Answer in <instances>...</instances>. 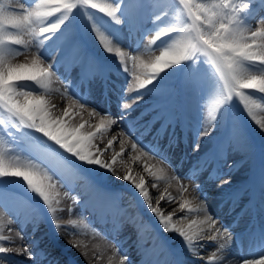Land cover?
<instances>
[{"label":"snow or ice","instance_id":"6c2138e0","mask_svg":"<svg viewBox=\"0 0 264 264\" xmlns=\"http://www.w3.org/2000/svg\"><path fill=\"white\" fill-rule=\"evenodd\" d=\"M175 3L176 7L173 11L176 15L186 13L190 22H184L182 26L168 24L156 30L147 44L143 45L146 50H153L156 41L164 37H170V42L158 48L159 55H156L154 60L144 63L140 56L130 55L129 51H123L114 45L109 37L92 22L89 9L102 13L116 24L121 22L117 16L119 5L113 4L110 0H32L30 4H26L23 0L19 3L18 10L10 7L8 0H0V110L7 113L6 117L0 114V127L13 139L16 138L13 137L12 132L8 131L9 125L16 131L24 128L39 134L42 138L39 143L42 145L44 159L69 181L84 178V175L88 174L84 172L85 167H96L111 173L118 180L131 183L145 202L147 209L157 218L162 229L168 233L176 232L186 249L196 259L204 261V264H221V262L223 264H257V261L250 259L241 261L227 258L231 233L209 213L207 205L198 200L195 195L198 184L190 192V195H193L195 207L188 208L190 202L185 198L179 204L177 212L185 213L186 209L189 213L202 212V219H192L185 213L182 219L186 226L182 224L174 227L172 225L174 214L165 215L160 206L152 204L143 178L134 177L130 169L127 174L118 173L114 165L120 153L113 155L110 160L103 158L107 155V148L98 147L95 143L97 136L103 135L112 125L122 122L126 123L127 130L122 127L119 133V136L123 137L120 141L121 153L130 143L134 153L159 156L155 154L159 151L158 148L140 143L142 138L151 131L150 123L147 126L139 124L140 117L136 120L128 119L134 106L141 101L142 97L123 99L120 103L121 114L116 118H113L110 113L102 114L74 99L73 95L69 94L68 83L53 70L54 61H45L39 54L45 42L59 32L73 10L79 8L88 18L99 45L105 52L114 53L116 58H119L118 61L125 72L130 71L127 67L129 61L132 62L134 69L137 67L143 69L142 72L133 73L132 81L128 82L125 88L126 97H130L133 92L147 89L160 73L187 61L195 63V59L203 57L204 62L214 69L213 76L218 77V80L214 78L212 82L211 104L207 107L202 131L197 137L193 151L199 149L201 138L209 136L211 125L216 122L221 106L226 105L233 98L238 99L246 115L261 132H264V118H258L257 114V109L264 111V104H261L253 95V93L264 94V16L255 19V23L259 24L258 27L254 26L255 23L247 26L242 23L240 15L249 8V0H205L201 3H194V0H175ZM33 4L34 7H32ZM260 8L264 10V0H261ZM57 13L58 19L55 22H49L48 18ZM172 34H175V38ZM32 48H35V51L31 52L30 63H13L17 55L23 54L21 49L30 51ZM73 49L76 51L62 58L63 66L66 72H70L77 66L81 67L80 82L85 83L97 75L99 69L92 60L85 59L77 47ZM56 53L59 54V49H56ZM58 82L63 83L64 93L71 100V105L77 114L83 110L88 111L90 117H98L99 123L94 126L95 131H82L85 127L83 123L71 126L65 119L70 115L68 107L63 109L61 116L52 114L51 110L57 106L46 104L44 93L52 91V86ZM28 84L33 88L26 90L25 85ZM203 111L205 112L204 105ZM232 136L237 140L243 139L241 130L236 124L233 126ZM116 139L113 137L108 140V147H111ZM16 141L19 142V139ZM3 143V139L0 138V179L22 180L28 192L38 197L45 206L57 233L77 235L74 229L80 227L83 220L80 218L63 220L60 215L64 211L71 215L76 214L72 207L67 210L59 207L58 190L63 187V181L45 164L28 156L9 154L2 147ZM220 158L222 153L206 157L200 161V168L196 171L205 169L211 159ZM163 161L164 159L159 156V162ZM228 167L231 170L233 165ZM211 178H216L215 170ZM172 179L179 182L180 179L188 178L174 175ZM230 183V179H224L217 187L222 188ZM180 191L183 193L189 189L182 185ZM64 196H68V192H64ZM7 197V193L0 192V201ZM237 198L236 191L227 192L221 206L229 200L234 206ZM164 200L165 197H161L158 204ZM168 202L171 203L172 198H168ZM75 203L79 205V197L75 198ZM84 206L103 216L109 207L108 198L103 196L90 198L84 201ZM12 207L17 209V214L23 212L24 224L31 223L34 232L37 223V219H33L34 210L26 207L21 201H13ZM229 210L231 211V207ZM9 211V207L0 205V254L16 253L31 260L33 252L28 245L21 243L16 247L7 246L14 243V237L11 235L13 232L15 236L20 237L21 241L24 240L23 232L12 227L15 222ZM83 227L87 228L88 225L83 224ZM5 229L10 233L9 235L4 234ZM261 238L264 239V234ZM199 241H211L215 244V250L207 258L199 254V248L203 247L198 244ZM72 246L79 248L82 245L74 242ZM107 248L112 250V255L108 257V264H131L127 256L119 254L118 245L111 244ZM82 254L87 255V251ZM36 255L40 261L46 260L47 264H53L49 254L37 252ZM259 258V264H264V255H260ZM95 259L97 264H100L102 257L95 255ZM0 264L4 262L0 261ZM145 264L148 262L145 261Z\"/></svg>","mask_w":264,"mask_h":264},{"label":"bare ground","instance_id":"6f19581e","mask_svg":"<svg viewBox=\"0 0 264 264\" xmlns=\"http://www.w3.org/2000/svg\"><path fill=\"white\" fill-rule=\"evenodd\" d=\"M131 0H110L113 4L119 5V11L117 13L118 18L120 19V23L116 24L108 17L103 16L102 13H98L96 10L89 9L88 11H91L92 16V22L95 23L98 28L104 32V34L109 37V39L112 41V43L118 47H120L123 51H129L130 55L134 56H140L141 60H143L144 63H150L152 60H154V57L156 55H159V49L160 47L164 46L166 43L170 42L168 41V38L170 40V37H164L161 40L156 41V43L153 45V50H146L143 45L147 44L148 39H150V36L154 34L156 30L159 28L165 27L168 24H174L177 26H182V17L177 16L176 13L173 11L174 8L172 6H168L164 2L165 0H156L157 6L163 7L161 11L157 13V15H161L159 19H155V17H158L156 15L154 16H148L146 15V12L143 13L144 18V26L141 33L138 34L136 31V26L133 24V13L138 12V6L146 5L145 0H135L138 3H134V0L130 2ZM252 0H249V8L248 10L250 13L252 12L253 15H255V19L258 18L256 12H261L260 6L257 8L254 7L251 4ZM10 3V7L18 10V5L20 2H23V0H8ZM26 4H30L32 0H24ZM160 2V3H159ZM135 5V8L132 7ZM34 7V4L32 5ZM124 8H129L128 14L121 16V11L125 10ZM253 10L255 12H253ZM136 13L134 14V18L136 21ZM164 13V15H162ZM71 14H74V18H76L77 25L75 32L77 33V30H83L85 31V37L89 39L92 43V48H94L98 52L101 51L103 53L104 61L106 62V68L107 71L111 72V75L108 77V90L110 92V97L107 99V103L100 102L104 99V95H102V92L99 90L98 86H93L89 88V93L91 97L88 98V96H79L78 93L75 91V86L77 85L76 81L77 78L80 75V72H76L78 69V66L73 68L70 72H66L65 68L63 67L62 58L65 55L71 54L72 52L76 51V49H73V47H77L79 53L86 59V52L82 49V45L80 42H77L75 37L71 36V29L73 26L69 25L68 22L65 23V25L61 28L59 32H57L55 35L52 36V38L45 42L43 48L40 51V55L45 61H54L52 68L56 72V74L62 79L65 80L68 83V87L70 88V95H73L74 99L79 100L80 102L86 104L87 106L94 108L101 112L102 114L110 113L113 115V118H116L117 115L121 114L120 110V103L123 99H128L135 96L142 97L141 101H139L133 108L132 114H137L138 109L143 110V114H146V111H150L154 114L156 111V107L162 106L163 104L167 103V101L163 100V102H158V104H154L153 101L158 97L156 94H161V91L163 90V86L167 83L169 78L172 76L173 73H175L178 69V66H174L172 68H169L165 70L164 72L160 73L157 79L153 82V84L149 85L147 89H142L136 92L131 93L130 97L125 96V88L128 84V82H131L133 79V73H139L142 72V68H133L132 62L129 61L127 64V67L129 68V73L125 72L123 68L120 65V62L118 61L119 58H116L115 54H109L103 50V48L99 45L97 42L94 33L91 30V25L86 16H84L83 10H80L79 8L74 9ZM70 14V15H71ZM59 14H54L52 17H49V22H55L56 19H58ZM264 16V12L263 15ZM105 17V19H102ZM165 20L162 25L159 27V23L162 20ZM244 23L247 19V17H243ZM255 21L252 24H254ZM248 25V24H247ZM246 25V26H247ZM256 27L259 26L258 23L254 24ZM113 26V28L116 30L115 32H111L109 30V27ZM150 30V32H149ZM136 31V34L134 32ZM134 34V37L132 38V35ZM143 34H145V37L143 38ZM173 38H175V34H172ZM84 36V35H83ZM71 44V49H67L68 44ZM56 49H59V54L56 53ZM35 48H32L30 51H24L21 49V52L23 54L17 55L15 59L13 60V63H30L31 62V52H34ZM59 62L62 63V66H59ZM94 62V61H93ZM204 86V85H203ZM205 86L211 87L208 83H205ZM26 90L32 89L33 86L28 84L25 85ZM53 90L44 93L45 103L48 105H56L57 107L55 109H52V114L56 116H61L63 114V109L65 107L69 108L70 115L69 117H65V119L68 121V123L71 126H78L79 124L83 123L85 125L84 129L82 131H95V125L99 123L98 117H90L88 114V111H79V114H77L76 110L71 105V100L67 98V96L64 93V85L62 82H58L55 85L52 86ZM93 90V91H91ZM211 87V91H212ZM42 91V90H41ZM211 93L210 92L207 95V100L205 102V112L200 111L197 113V115H194L193 117V123L192 129L194 131L193 134H191L192 144H190V149L193 151V148L195 147L197 137L199 136V133L202 131V125L204 121V115H206L207 107L211 104ZM155 95V96H153ZM259 102L261 103L260 99L257 98ZM194 101H196V98L194 97ZM153 103V104H152ZM262 104V103H261ZM155 106V107H154ZM182 108L181 105L174 104V108ZM222 107L218 110L217 113V119L218 115L222 113ZM141 114V113H140ZM258 118H264V111H261L257 109ZM131 116V115H130ZM128 117V119H131V117ZM249 123L252 124L254 127V130L258 132L261 136L264 137V132H261L259 127L255 125L254 122L248 117L247 120ZM91 125V127H90ZM126 123H118L115 125H112L111 128L104 132L103 135H98L96 138L95 143L100 148H107V155L104 156V159L110 160L113 155L116 153H120V156L117 157L116 164L114 167L117 169L118 173L120 175L127 174L128 170H131V174L136 177L137 179L143 178L145 180V187L147 191L150 193V199L154 206H160L163 214L167 215L168 213H173L174 217H179V213L177 210L179 209V204L182 202L183 199L187 198V200L190 202L188 204V208L195 207V202L193 201V195H190V192L192 191L191 186L189 185V182H185V180H179L177 182L176 180L172 179V176H178L176 170L178 167H173L172 169H167L166 164L163 162H159V156L153 157L151 155L144 156L139 153H134L131 150L130 143L125 146V151L121 153V143L120 141L123 139V137L119 136V133L122 129V127L127 130ZM213 124L211 125V130L209 136L203 137L200 140V147L198 150L194 151L195 156L200 153L202 150H207V148L213 143ZM113 137H116L117 139L114 141L113 145L111 147H108L107 141L112 139ZM235 145V144H234ZM186 148L188 149V145L186 144ZM189 150V149H188ZM17 153V152H16ZM157 155V154H156ZM24 157V156H23ZM131 157H135L134 159ZM188 159V158H187ZM187 159H181L182 162H185ZM42 163L45 164V166L49 167L53 170L54 174L63 181V187L60 188L59 191V199H60V205L59 207L61 209L67 210L68 208L72 207L75 210V215H71L67 213V211L61 212L60 215L63 220L68 219H77L80 218L83 220V224H86L85 217L82 214V211H84V201L88 200V198H95V197H107L108 200L112 199L111 190L116 189L119 185H124L127 187L128 193H131V197L127 199L126 202V209L125 212L128 213L129 208L132 204L135 206L137 205V201L141 204V207H143V213L146 214V218L148 219L146 223L149 224L151 219L157 218L147 209V206L145 202L142 200V198L139 196L138 191L134 188V186L131 183L124 182L122 180L116 179V177L112 176L111 173L106 172L102 169H98L96 167H88L89 170V177L85 178V180L78 179L77 181H69L67 180L61 172L53 168L52 164L47 162L45 159H41ZM163 169V171H161ZM232 169H225L222 170L220 175L221 176H231L233 182H237L238 178H236L235 174L232 173ZM155 185V187H153ZM186 186L189 191H187V194L184 195L185 192L181 193L180 188L181 186ZM64 192H68V196H64ZM18 193V192H17ZM14 194H10V196H14ZM214 194V193H213ZM213 194H210L209 197L206 196H200L202 195L201 192L195 193L197 195L198 200L202 201L207 205V209L209 213L216 218L218 215H220L219 211L216 208V203L218 200H215L212 196ZM217 196V195H216ZM80 198L79 205H76L75 198ZM161 197H165V200L158 204V201H160ZM168 198H172V202H168ZM182 198V200H181ZM7 199V198H5ZM8 201L5 202L4 200L0 201V205L9 207L10 211L9 214L12 215L14 219V224L12 227L16 230H20L23 232L24 240L21 241L20 237L15 236V232L11 233L14 237V243L7 245L16 247L19 246L21 243H24L25 245H28L30 248V251L33 253V258L37 259V255L35 254V250H33V242L38 243L39 246L43 244V242H50L49 239L50 236H53L54 238L58 239L61 242V244L64 245V248L66 250V255L68 258H74L77 259V264H97V261L95 259V255H100L102 257V260L100 261V264H108V257L112 255V250L110 248H107L108 245L116 244L119 245L121 240L118 242L116 241H110L106 240V238L99 233L96 232L95 228L93 226L88 225L87 228L83 227V224L74 229V231L77 233V235H59L56 231V227L54 225V222H52L50 215L48 214L46 208L43 210V213L41 214L39 212H35L33 214V219H37V223L35 225V231L33 232V226L32 224H24V214L23 212H19L17 214V210H11L14 209L12 207L11 200L7 199ZM16 200V199H14ZM27 207V206H26ZM185 213L190 216L192 219L200 220L203 217L202 212H188L187 209L185 210ZM41 214V215H40ZM185 215V214H183ZM123 225H125V229H127L128 233L130 231H133L134 225L136 226L135 222L131 219H123L122 220ZM185 225V221L182 219V216L178 218L177 221H175V226ZM146 238V241L153 242V237L151 235L153 234H146L147 231L145 228H139V234L141 233ZM4 234L9 235L10 233L7 231V229L4 230ZM74 242H79L82 246L77 248L73 247L72 244ZM203 245V247L199 248V253L203 251V249L207 246V244H204L203 242L200 244ZM46 244L44 245V247ZM86 246V247H84ZM119 249L121 250V246H119ZM184 250L188 251L186 247H184ZM87 251V255H84V253ZM189 252V251H188ZM35 254V255H34ZM204 256V255H203ZM53 263H56L57 261L54 259V256L49 257ZM119 257L117 256V259ZM228 259H237V253L236 251L228 247ZM239 260V259H237ZM0 261H3L4 264H30V261L26 256L23 255H17L16 253H8V254H0ZM65 260H59V264H63ZM257 264H259L260 259H256ZM47 263V261L45 260ZM134 264V263H133ZM223 264V262H221Z\"/></svg>","mask_w":264,"mask_h":264},{"label":"rangeland","instance_id":"374dc122","mask_svg":"<svg viewBox=\"0 0 264 264\" xmlns=\"http://www.w3.org/2000/svg\"><path fill=\"white\" fill-rule=\"evenodd\" d=\"M0 114H3L4 116H5V113L3 112V110H0ZM6 117V116H5ZM12 128H11V126L9 125L8 126V131H10ZM24 136L25 137H22V136H19L18 134H16V135H13V137L14 138H16V139H19V142H17V143H21V142H23L24 144H27V137H33V138H36V137H39L38 135H35L33 132H30L29 130H26V131H24ZM41 138V137H40ZM16 139H13V138H11L10 137V141L11 140H15L16 141ZM7 147V146H6ZM5 150H9V151H11L12 150V152H11V154L12 153H14V154H16V155H20L21 157H23V156H27V155H29V154H27V152L28 151H26V150H28V148H25V147H23L22 146V144H20V147L16 144V143H12L11 142V144L9 145V147L8 148H5V147H3ZM248 151V150H247ZM17 152V153H16ZM65 155H67V154H65ZM30 158V157H29ZM32 159H34V158H32ZM74 159V158H73ZM34 160H37L38 162H40L39 161V159H34ZM85 168H87V167H85ZM14 180V179H13ZM15 181V182H14ZM14 181H10V186H12V185H14V186H18V185H20V186H22V188H24L25 190H27V188L25 187V185H24V183H23V181H22V183H21V181H20V179H15ZM21 183V184H20ZM19 188V187H18ZM215 189H217L216 187H215ZM173 236V235H172ZM208 251V250H207ZM122 254V253H121ZM125 256V255H124Z\"/></svg>","mask_w":264,"mask_h":264}]
</instances>
